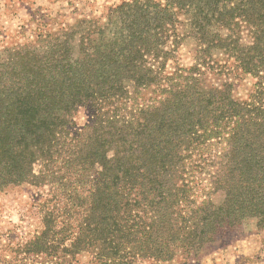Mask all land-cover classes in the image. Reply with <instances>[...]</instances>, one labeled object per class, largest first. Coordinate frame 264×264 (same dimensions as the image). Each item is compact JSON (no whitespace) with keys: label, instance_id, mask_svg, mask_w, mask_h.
Listing matches in <instances>:
<instances>
[{"label":"trees","instance_id":"16d2710c","mask_svg":"<svg viewBox=\"0 0 264 264\" xmlns=\"http://www.w3.org/2000/svg\"><path fill=\"white\" fill-rule=\"evenodd\" d=\"M101 17L0 61V189L39 190L19 253L193 264L244 220L264 226V0H126Z\"/></svg>","mask_w":264,"mask_h":264},{"label":"rangeland","instance_id":"374dc122","mask_svg":"<svg viewBox=\"0 0 264 264\" xmlns=\"http://www.w3.org/2000/svg\"><path fill=\"white\" fill-rule=\"evenodd\" d=\"M122 1L126 0H0V61L6 56L5 49L37 48L42 34L80 20L90 21L92 27L97 19L105 22L101 17L105 8ZM192 45L188 42L182 53L185 64L190 61ZM213 78L211 75L208 79L215 82ZM244 90V85H239L237 94L243 95ZM85 119L83 113L76 122L83 124ZM38 191L25 184L0 189V264H48L43 257H27L18 251L41 228V217L34 205ZM189 262L264 264V226H257L254 218L246 219L237 232L226 234L200 254L197 261Z\"/></svg>","mask_w":264,"mask_h":264}]
</instances>
